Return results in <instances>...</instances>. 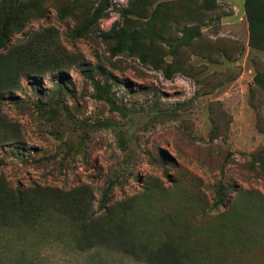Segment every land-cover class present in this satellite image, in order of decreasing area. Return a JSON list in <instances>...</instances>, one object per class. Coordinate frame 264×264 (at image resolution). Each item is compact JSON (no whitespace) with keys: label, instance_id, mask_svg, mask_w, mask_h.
<instances>
[{"label":"rangeland","instance_id":"374dc122","mask_svg":"<svg viewBox=\"0 0 264 264\" xmlns=\"http://www.w3.org/2000/svg\"><path fill=\"white\" fill-rule=\"evenodd\" d=\"M101 1L0 0V264H264L244 0Z\"/></svg>","mask_w":264,"mask_h":264},{"label":"trees","instance_id":"16d2710c","mask_svg":"<svg viewBox=\"0 0 264 264\" xmlns=\"http://www.w3.org/2000/svg\"><path fill=\"white\" fill-rule=\"evenodd\" d=\"M108 7L109 0L101 1L92 13L93 20L97 21L106 16ZM244 9L250 40L254 41L256 38H260L264 43V0H244ZM104 37L109 38V36ZM4 44L5 42L0 41V48ZM87 78L95 90L97 98L104 101L110 107V110H119L109 95V89L92 77L91 74L87 75ZM185 257H187L185 253L176 248H170L168 245L161 246L155 252L146 255L149 264H183Z\"/></svg>","mask_w":264,"mask_h":264}]
</instances>
